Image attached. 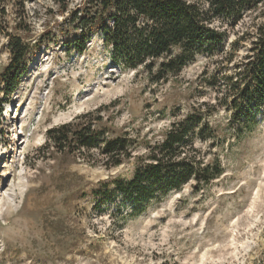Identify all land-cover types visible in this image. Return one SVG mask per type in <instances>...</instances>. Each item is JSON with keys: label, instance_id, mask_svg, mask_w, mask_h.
<instances>
[{"label": "rangeland", "instance_id": "rangeland-1", "mask_svg": "<svg viewBox=\"0 0 264 264\" xmlns=\"http://www.w3.org/2000/svg\"><path fill=\"white\" fill-rule=\"evenodd\" d=\"M85 1L66 0L65 11L54 0H27L17 12L8 6V32L29 51L0 124V264H264V110L237 138L223 100L226 77L234 79L264 22V0L233 27L215 23L227 31L222 54L198 55L157 83L113 64L98 34L81 53L67 48L78 29L65 18ZM9 59L1 35L0 70ZM199 103L214 105L206 119L218 138L196 146L206 159L217 156L224 172L126 218L117 215V203L96 204L92 190L129 177L132 159L106 168L95 149L62 153L48 144L49 128L99 106L110 131L153 142L173 110L185 114Z\"/></svg>", "mask_w": 264, "mask_h": 264}, {"label": "trees", "instance_id": "trees-1", "mask_svg": "<svg viewBox=\"0 0 264 264\" xmlns=\"http://www.w3.org/2000/svg\"><path fill=\"white\" fill-rule=\"evenodd\" d=\"M27 0H0V36L7 37L9 62L0 70V124L3 106L18 87L25 71L29 45L8 32V6L23 11ZM66 9V0H54ZM263 0H86L65 18L78 34L67 48L79 53L92 35L98 34L111 62L121 69L142 70L151 82L178 75L198 55L212 57L224 52L226 28ZM226 108L232 109L227 125L237 138L257 126L264 110V22L256 27L250 51L234 79L226 77ZM214 85L215 81L209 80ZM228 82V83H227ZM116 102V101H114ZM114 104V103H113ZM207 105L203 110L201 105ZM104 106L75 115L47 130L48 144L58 152L95 149L106 168L133 160L129 177L101 181L92 190L96 204L117 203L116 213L126 218L139 214L153 200L189 183L198 190L224 172L217 156L206 159L196 142L217 139L206 116L214 105L199 103L185 114L172 111L160 139L140 142L129 130L110 131L103 123ZM143 146V152L138 146ZM123 210L126 211L123 213Z\"/></svg>", "mask_w": 264, "mask_h": 264}]
</instances>
